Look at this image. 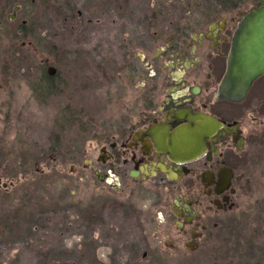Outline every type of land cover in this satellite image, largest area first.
<instances>
[{"label":"flooded vegetation","instance_id":"obj_1","mask_svg":"<svg viewBox=\"0 0 264 264\" xmlns=\"http://www.w3.org/2000/svg\"><path fill=\"white\" fill-rule=\"evenodd\" d=\"M26 1L13 8L9 20L18 19ZM98 1L109 2L116 18L104 9L93 24L75 10L71 33L101 35L107 51L123 54L120 74L113 78L123 84L112 87L107 74L93 85L107 98L111 90L121 99L134 90L136 97L126 100L115 120L88 132V174L102 190L129 196L118 213L129 224L130 239L140 236L147 246H160L150 248L153 259L242 256L248 264H264V251L259 252L264 246V75L241 99L223 95L235 35L264 0ZM42 65L50 93L76 95V83L68 84L48 62ZM14 98L0 97V110L8 108L7 121L19 122L23 112L15 110ZM65 142L54 148L39 144L37 162L54 150L58 161L69 155L67 160L75 162V141ZM142 198L149 201L145 210L139 207ZM223 239L235 250L247 244L256 253H223Z\"/></svg>","mask_w":264,"mask_h":264},{"label":"rangeland","instance_id":"obj_2","mask_svg":"<svg viewBox=\"0 0 264 264\" xmlns=\"http://www.w3.org/2000/svg\"><path fill=\"white\" fill-rule=\"evenodd\" d=\"M21 1L0 0V97L15 96V110L23 112L17 122L7 121L8 108L0 110V264H248L242 256L158 261L150 248L159 245L147 246L140 236L130 239L129 224L118 213L129 196L102 190L88 174L87 135L120 116L126 100L136 94L129 91L131 96L121 99L111 90L107 98L100 86L93 85L94 79L102 81L107 74L112 87L123 84L113 81L119 76L123 54L107 51L101 35L91 31L72 35L69 27L77 11L94 24L107 9L113 20L112 5L98 0H36L35 4L23 0L25 8L18 19L9 20ZM45 62L55 66L68 84H77L76 95L61 98L50 93L42 80ZM58 106L60 113L54 115ZM64 141L68 146L75 141V162L68 161L69 155L58 161L55 150L37 162L42 156L39 144L54 148ZM138 203L141 210L149 206L145 198ZM147 215L144 211L146 219ZM232 243L223 239L220 251L256 253L247 244L235 250ZM259 247L263 252L264 246ZM145 251L148 256L143 258Z\"/></svg>","mask_w":264,"mask_h":264},{"label":"water","instance_id":"obj_3","mask_svg":"<svg viewBox=\"0 0 264 264\" xmlns=\"http://www.w3.org/2000/svg\"><path fill=\"white\" fill-rule=\"evenodd\" d=\"M17 10L16 8L15 11ZM262 75H264V7L248 15L235 35L223 81L224 97L234 101L243 98L253 82Z\"/></svg>","mask_w":264,"mask_h":264},{"label":"trees","instance_id":"obj_4","mask_svg":"<svg viewBox=\"0 0 264 264\" xmlns=\"http://www.w3.org/2000/svg\"><path fill=\"white\" fill-rule=\"evenodd\" d=\"M70 27V26H69ZM63 31H66L67 30V28L65 29V27H63V26H61L60 27Z\"/></svg>","mask_w":264,"mask_h":264}]
</instances>
